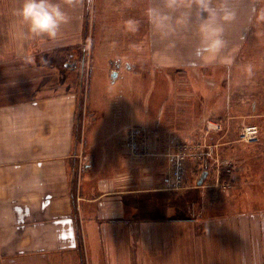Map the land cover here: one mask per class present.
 I'll return each mask as SVG.
<instances>
[{
  "label": "crops",
  "instance_id": "obj_1",
  "mask_svg": "<svg viewBox=\"0 0 264 264\" xmlns=\"http://www.w3.org/2000/svg\"><path fill=\"white\" fill-rule=\"evenodd\" d=\"M57 2L69 21L47 40L23 35L14 14L22 0H0V264H264V95L237 98L231 112L222 108L223 131L205 135L210 113L204 100L192 99L195 89L185 79L216 69L225 77L226 65L194 60V31L169 43L147 23L151 65L174 80L176 94L171 114L152 118L147 130L137 126L156 154L132 158L123 147L128 129L113 132L108 114L88 113L82 100L95 0ZM237 3V19L225 26L223 53L235 59L242 42V0ZM227 27L233 28L232 42ZM76 44L85 51L70 87L52 80V73L67 71L50 68L49 61L60 56L59 47ZM13 60L14 67L3 65ZM17 76L27 78L13 83ZM103 113L104 133L97 125ZM243 124L258 126L257 144L237 141ZM182 141L217 148L201 184L202 160L189 161L184 187L167 191L166 153ZM216 160L233 165L226 192L219 188L223 171Z\"/></svg>",
  "mask_w": 264,
  "mask_h": 264
},
{
  "label": "rangeland",
  "instance_id": "obj_2",
  "mask_svg": "<svg viewBox=\"0 0 264 264\" xmlns=\"http://www.w3.org/2000/svg\"><path fill=\"white\" fill-rule=\"evenodd\" d=\"M145 1L95 0L94 2L95 19L92 22V36L85 51L91 53L92 60L82 73V100L87 104L88 113L92 109L104 110L109 116L113 132L118 134L138 124L143 130H147L145 123L150 124L152 118L171 114L170 107L176 94L174 80L164 73L160 75L149 60L148 27L144 19ZM249 2L250 0H242L241 49L236 59L231 55L232 64L226 66L225 77L220 76V72L218 75L216 69L213 73L195 72L185 79V82L188 85L190 83L195 89L192 99L204 100V110L209 111V120L214 122H218L224 108L228 112L234 111L233 102L237 98L249 102L253 95L259 93L264 95L262 92L264 90V20H260L258 15L251 12ZM256 6L264 7V0H257ZM129 18L141 21L140 28L135 33L129 32L125 27L124 21ZM232 30V27L226 29L227 40L230 42L233 40ZM230 51H233V44ZM71 52L75 54L69 59L68 64L71 66L57 68L67 72L52 73V80L63 79L68 86L73 87L79 79L82 62L80 51L73 49ZM49 62L50 68L58 67L53 60ZM86 62L83 61L84 68ZM116 62L119 67L114 71ZM6 63L7 66L13 67L18 64L14 60L4 61L3 65ZM72 66L74 69L69 70L68 67ZM116 73L117 75L113 76ZM13 78V83H20L27 77ZM197 87L201 89L196 90ZM204 87H208V92L201 91ZM106 113L98 118L99 132H105L104 127L107 125L103 122V118ZM211 147L217 148L216 145ZM189 179L188 175L187 180Z\"/></svg>",
  "mask_w": 264,
  "mask_h": 264
},
{
  "label": "clouds",
  "instance_id": "obj_3",
  "mask_svg": "<svg viewBox=\"0 0 264 264\" xmlns=\"http://www.w3.org/2000/svg\"><path fill=\"white\" fill-rule=\"evenodd\" d=\"M256 4L257 0H250L248 6L264 20V7L257 8ZM14 14L25 28L23 35L33 39L55 40L62 25L69 21L57 0H22ZM238 14L237 0H151L144 11L148 25L159 39L171 43L185 32L194 31L199 41L194 60L205 63L218 60L226 66L232 64V59L223 55L227 46L225 26L234 22ZM124 24L129 32L135 33L141 21L129 18Z\"/></svg>",
  "mask_w": 264,
  "mask_h": 264
},
{
  "label": "built area",
  "instance_id": "obj_4",
  "mask_svg": "<svg viewBox=\"0 0 264 264\" xmlns=\"http://www.w3.org/2000/svg\"><path fill=\"white\" fill-rule=\"evenodd\" d=\"M223 125L217 121H207L204 125V133L208 135L212 132L219 133L223 131ZM237 141L246 145L257 144L260 140L259 128L254 124H245L238 129ZM123 147L125 152L135 159H146L154 156L155 143L149 141L143 135L142 129L137 126L130 127L125 133ZM214 149L211 146L208 147L204 143L199 142H175L171 149L166 153L170 160L171 166L166 174L162 178V187L167 191H178L184 187L187 163L189 161H201L208 156H211V152L214 153ZM216 163L218 161L216 160ZM221 170L226 175V179L219 181V188L222 192L228 191L232 185L230 178L232 177L233 165L230 162H225L224 165L218 163Z\"/></svg>",
  "mask_w": 264,
  "mask_h": 264
},
{
  "label": "trees",
  "instance_id": "obj_5",
  "mask_svg": "<svg viewBox=\"0 0 264 264\" xmlns=\"http://www.w3.org/2000/svg\"><path fill=\"white\" fill-rule=\"evenodd\" d=\"M85 32H86V28H85ZM73 49H77L78 50V52L80 51V54L81 53H83L84 52V50H85V47L84 46H81V45H78V44H76V46H66V47H59V49H56V52L58 53V55H60L57 59H55V60H53V62L58 66V67H56L55 66V68H66V65H68V66H71V65H69L68 63H69V59H71V57H72V52H71V50H73ZM55 51V50H54ZM68 68H74V66L73 67H68ZM214 135H216V133H213ZM212 134V135H213ZM211 136V135H210ZM207 158H205V159H203L199 164H202L203 166L201 167V169L198 171L199 172V176H200V174L203 172V171H205V172H207V169H206V164H207ZM222 165H224V163H222ZM221 171H223V170H221ZM221 173H223V175H222V178H221V181L222 180H224V179H226L227 177H226V175H225V173L224 172H221ZM207 174H208V172H207ZM230 180H231V182H232V177L230 178Z\"/></svg>",
  "mask_w": 264,
  "mask_h": 264
},
{
  "label": "water",
  "instance_id": "obj_6",
  "mask_svg": "<svg viewBox=\"0 0 264 264\" xmlns=\"http://www.w3.org/2000/svg\"><path fill=\"white\" fill-rule=\"evenodd\" d=\"M115 76V74L113 75ZM207 172L203 171L198 179V184H201V182L204 180V178L206 177Z\"/></svg>",
  "mask_w": 264,
  "mask_h": 264
},
{
  "label": "bare ground",
  "instance_id": "obj_7",
  "mask_svg": "<svg viewBox=\"0 0 264 264\" xmlns=\"http://www.w3.org/2000/svg\"><path fill=\"white\" fill-rule=\"evenodd\" d=\"M85 51V50H84ZM79 63V62H78ZM76 64V63H75ZM73 67V66H72ZM80 67V66H79ZM84 71V70H83ZM47 89V88H46ZM76 91H77V89H76Z\"/></svg>",
  "mask_w": 264,
  "mask_h": 264
}]
</instances>
